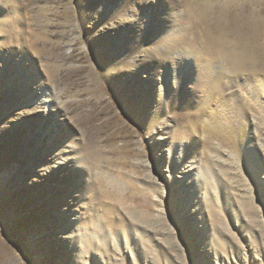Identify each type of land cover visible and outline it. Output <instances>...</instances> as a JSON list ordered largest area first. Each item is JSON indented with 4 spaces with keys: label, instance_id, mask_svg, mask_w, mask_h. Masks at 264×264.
<instances>
[{
    "label": "rangeland",
    "instance_id": "374dc122",
    "mask_svg": "<svg viewBox=\"0 0 264 264\" xmlns=\"http://www.w3.org/2000/svg\"><path fill=\"white\" fill-rule=\"evenodd\" d=\"M123 1L0 0V264H264V0Z\"/></svg>",
    "mask_w": 264,
    "mask_h": 264
},
{
    "label": "bare ground",
    "instance_id": "6f19581e",
    "mask_svg": "<svg viewBox=\"0 0 264 264\" xmlns=\"http://www.w3.org/2000/svg\"><path fill=\"white\" fill-rule=\"evenodd\" d=\"M147 1H149V0H145V5H147V9H150V10L152 9V14L148 17L147 21L143 24L144 25V30H143L142 33L139 34V33H137L138 30H136V32H130L128 35L126 34L127 35L126 38H128V37L131 38L129 40V42L126 43L127 47H123L122 48L123 51H125L127 53L128 52L130 53L132 51L134 53L135 51L140 49L143 45H148V46L149 45H153V46H157V47H160V48H168L173 43V42L171 43L170 39L173 38V37L174 38L177 37L176 35H177L178 32H176L177 29L175 30V28L182 29L180 21H177L178 19L177 20H173V21L168 22V23L167 22L165 23L164 19L166 17H163V18L160 17V13L159 12H165L166 13L167 11H169V12H167L168 15L176 16L177 18L182 19L181 17L183 16V13H181L178 10H177L178 12L174 11V8H176V7H175V5H173L172 1L167 0V1H169L168 5L166 6L165 9L161 8V10H159V12L157 10L158 8L149 6ZM143 2H144V0H143ZM162 2H166V0L165 1L162 0ZM41 5H40V9L36 13L34 12V14H33L35 23L38 24V25L39 24L43 25L42 24L43 23L42 20H44V18H45L46 9H47L46 6H41ZM120 7L121 8L118 11L120 13V15H122L124 17H127L128 19L133 20L135 22L139 21L140 15H137L138 7L136 6V0H124ZM146 12H147V10L145 9L143 11V14H146ZM46 19H45V21H46ZM136 24L138 26V23H136ZM33 37L37 39L38 35L33 33ZM33 45H36V40L35 39L33 41ZM38 50L39 49H37V52H38ZM178 54L180 56H184V55H186V51L180 52ZM179 65L180 64H178V67H179ZM209 69H210V67H209ZM189 70L190 69H187V71H185L184 73L175 74V75L174 74L172 75V73H171L172 70L171 69L169 70L167 68H164V73L161 74V75H158L159 70H157L156 74L154 75V82H156V84L158 86L159 99L160 100L161 99H168V98H170V96L172 94L173 95H179L178 94L179 90L181 89V87L183 86L184 83H188V84H192L193 85L194 82L191 83L190 79L188 78V76L193 75L192 72H190ZM168 76H169L170 79H166V77H168ZM196 77H197V79H195V83H200V85L201 84L203 85L204 83H206V82L211 80L210 79V75H209V70H207V67H202L200 65L198 67V75H196ZM215 116H217V115H215ZM215 116L213 117L214 121H216L215 120ZM209 118H211V117H209Z\"/></svg>",
    "mask_w": 264,
    "mask_h": 264
}]
</instances>
